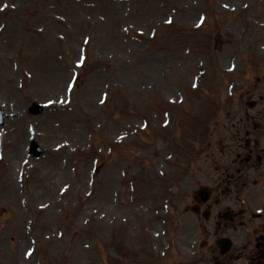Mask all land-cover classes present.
<instances>
[{
  "label": "rangeland",
  "instance_id": "obj_1",
  "mask_svg": "<svg viewBox=\"0 0 264 264\" xmlns=\"http://www.w3.org/2000/svg\"><path fill=\"white\" fill-rule=\"evenodd\" d=\"M0 106V264H207L230 231L192 194L264 122V0H0Z\"/></svg>",
  "mask_w": 264,
  "mask_h": 264
},
{
  "label": "flooded vegetation",
  "instance_id": "obj_2",
  "mask_svg": "<svg viewBox=\"0 0 264 264\" xmlns=\"http://www.w3.org/2000/svg\"><path fill=\"white\" fill-rule=\"evenodd\" d=\"M245 123H242L240 128H243ZM244 138V140H243ZM238 144L235 146V159L226 161L222 164V171L220 176L216 179L217 188L222 184H234L238 186V181L243 179L250 169H255L256 166H262L263 160L261 156L255 155V149L260 146V141H245L244 135L239 137ZM238 148L240 152L238 153ZM247 152L246 156L242 159L243 154ZM244 160V161H243ZM237 194H238V187ZM220 205V200L215 197L210 200L207 207L213 209L215 206ZM232 223H235L234 231H238V226L242 229L252 227V232L246 237L245 242L241 244L235 251V257L225 259L217 264H261L264 262V215L254 217L252 211L248 209L237 210V214L230 218Z\"/></svg>",
  "mask_w": 264,
  "mask_h": 264
},
{
  "label": "bare ground",
  "instance_id": "obj_3",
  "mask_svg": "<svg viewBox=\"0 0 264 264\" xmlns=\"http://www.w3.org/2000/svg\"><path fill=\"white\" fill-rule=\"evenodd\" d=\"M15 150H17L16 148H14V152H15ZM13 155H14V153H13Z\"/></svg>",
  "mask_w": 264,
  "mask_h": 264
}]
</instances>
